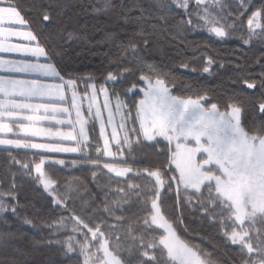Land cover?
Segmentation results:
<instances>
[{"label": "snow or ice", "instance_id": "obj_1", "mask_svg": "<svg viewBox=\"0 0 264 264\" xmlns=\"http://www.w3.org/2000/svg\"><path fill=\"white\" fill-rule=\"evenodd\" d=\"M193 3L194 9L190 11V4ZM247 4L248 0H239L243 11L239 12L236 20L247 11ZM173 5L183 9L189 17L181 21L182 24L205 28L220 39L228 37L222 21L232 14H225L223 0H155L156 8L164 13L156 18L166 20ZM113 7L112 0H102L101 7L93 10L108 12ZM140 11L141 15L134 19L124 17L125 23H137L140 27L127 44L116 43L121 53L132 52L135 56L139 50L136 37L143 41L145 47L149 44L152 32H146L143 25L150 16L145 15L143 9ZM50 19L45 11L43 20ZM28 24L18 4L9 3L0 7V53H16L21 57L10 59L0 56V73H7L0 75V133H12L15 137L0 138V145L37 149L43 153H77L81 158L73 159V166L89 165L94 169L102 166L117 177H127L132 173L135 177L146 174L151 178L146 189H141L137 183L126 182L127 191L117 188L116 191L122 195L112 202L111 207L105 202L103 209L119 221L123 217L115 215V209L122 210L123 205L130 204L133 198L143 204L147 210V215L143 217L144 231L150 236L147 241L143 235L134 234L130 223L128 236L133 243L122 246L117 236L116 244L110 247V236H106L101 224L90 226L85 219L72 214L70 219L74 224L71 232L80 234L83 239L68 236L63 241H55L57 244L63 243L65 254L78 253L82 257L81 264H215L210 254L199 245L180 236L174 222L163 213L161 190L167 189L168 192L177 193V200L183 191L189 204L195 198L210 219L219 221L227 240L239 245L244 256L241 264H264V237L256 227L258 223L264 224V124L249 131L241 123L242 110L236 104L230 102L227 106L230 110H221L217 103L209 102L206 93H173L166 79L168 73H161L146 63L143 67L147 71H142L138 78L143 86L133 81L125 89L127 93L139 97L130 108L114 87L110 95L107 85L122 80L131 69L125 67L116 72L109 71L99 85L91 74H62L46 48L38 42L37 35L30 29L22 30ZM247 24L248 36L241 37L244 44H248L254 36L264 39V14L261 10L253 11ZM234 25L235 20L227 28H234ZM150 27L155 29L157 25ZM256 29L260 31L257 33ZM13 37L26 43H13ZM107 39L111 40L112 37ZM41 57L44 62H41ZM119 59L117 57L114 62ZM212 63L209 57L203 72H209ZM182 67L188 68V64ZM244 83L249 89L256 87L255 81L245 80ZM260 86L264 89V81ZM136 89L139 91L135 92ZM100 94L103 95L102 105L98 99ZM259 110L264 113V102L260 103ZM95 122H99L103 147L98 144L94 146L97 154L94 159L88 154L93 147L88 125L91 123L94 127ZM108 126L111 127L110 139L106 135ZM32 137L45 138L46 142H34L30 139ZM144 141L153 142L154 146L166 142L167 156L163 165L134 169L127 160H123L125 148L131 155L134 145ZM101 155L112 158V162L102 161L99 158ZM117 158L122 162L118 163ZM12 159L23 169L29 170L28 163H21L15 157ZM48 159L41 155L39 162L35 163L36 179L52 196L55 205L66 208L70 195H61L54 187L57 182L44 171L43 165ZM54 163L64 165L65 161L58 159ZM92 174L95 176L97 173L93 171ZM9 198L15 201L14 190L0 188V218L7 212L19 218L18 208L21 206L18 203L9 204ZM149 204L150 209L147 208ZM64 221L65 218L60 217L51 224L42 222L55 234L67 228ZM23 222L36 226L26 216ZM84 229L87 231L84 232ZM253 231L257 233L255 243L251 236ZM12 235L0 233V239ZM46 242L51 244L53 241ZM124 253H127V259ZM137 254L138 258L133 260Z\"/></svg>", "mask_w": 264, "mask_h": 264}, {"label": "trees", "instance_id": "obj_2", "mask_svg": "<svg viewBox=\"0 0 264 264\" xmlns=\"http://www.w3.org/2000/svg\"><path fill=\"white\" fill-rule=\"evenodd\" d=\"M1 1L7 5H19L21 14L29 21L27 28L37 35L38 42L46 48L62 74H91L99 85L104 82L109 71L116 72L125 67L131 69L122 80L114 85H107L111 91L114 87L130 108L139 97L134 93H127L125 89L133 81L143 86L138 78L142 71H147L143 67L146 63L153 65L161 73H168L166 79L173 93H206L209 102L217 103L221 110H229L228 104L234 103L241 107V121L249 131L264 124V113L259 110L260 103L264 102V89L260 86L261 81H264V39L254 36L248 44H244L241 39L242 36H248L247 21L251 13L261 10L264 14V0H248L247 11L239 20H236V16L243 11L239 0H225L224 12L232 15L223 23L229 33L224 39L215 37L205 28L182 24L181 21H186L189 17L175 5L167 14L166 20L157 19L158 15L164 13L156 8L155 0H112L114 7L108 12L93 10L101 7L102 0ZM141 9L145 15L150 16L143 25L146 32H152L149 44L145 47L143 41L136 37L139 50L135 56L132 52L121 53L116 43L127 44L140 27L137 23H125L124 17L134 19L141 15ZM193 9L194 3L189 7L190 11ZM45 11L51 17L49 21L43 20ZM234 20V28H227ZM152 24L157 27L152 29ZM109 36L112 37L111 40L107 39ZM117 57H120L119 61L114 62ZM209 57L213 63L206 73L202 69ZM183 64H188V68L182 67ZM245 80L255 81L256 87L249 89ZM96 125L95 123L90 130L93 147L88 152L94 159L97 158L95 140L99 139ZM165 145L166 142L154 146L153 142L144 141L134 145L131 155L125 148L123 160H127L134 169L161 166L167 156ZM41 155L65 160L64 166L48 164L50 166L47 169L51 178L57 182L54 186L57 191L61 195H70L66 208L55 205L52 196L36 179L33 165ZM12 157L21 163H28L29 170L16 164ZM80 158L79 154L0 147V188L5 191L14 190L16 199L13 201L9 198L8 203H18L21 206L18 208L19 218L11 212L4 213L0 218V233L13 234L0 239V264H81L82 259L78 254L66 255L62 243H55L60 240L61 234H53L52 229L42 222L51 224L60 217L67 218L72 214L85 219L90 226H94V223L101 224L106 236H110L111 247L116 244L117 236L122 246L133 243L128 236L130 223L135 230L134 234L143 235L145 241L150 238L143 225L147 210L134 198L130 204H124L122 210L115 209V215L122 216V220L109 216L103 209L105 202L111 207L112 202L120 198L122 194L116 191L117 188H125L127 191L126 182L137 183L141 189H146L151 178L146 174L135 177L132 173L127 177H117L102 167L94 169L82 164L73 166L71 161ZM99 158L112 162V158L102 155ZM117 162L122 161L117 158ZM93 171L97 173L95 176ZM173 188L175 189L174 184ZM160 203L163 213L174 222L178 234L209 253L215 264H241L244 256L239 245H233L227 240L219 221L210 219L195 198L189 204L183 191L179 193L177 200L175 191L168 192L164 189L161 190ZM147 208L150 209V204ZM25 216L36 226L25 224ZM5 220L7 223H4ZM110 225L115 227L110 228ZM48 240L53 242L49 244L46 242ZM123 255L128 258L127 253ZM136 258L138 254L133 260Z\"/></svg>", "mask_w": 264, "mask_h": 264}, {"label": "rangeland", "instance_id": "obj_3", "mask_svg": "<svg viewBox=\"0 0 264 264\" xmlns=\"http://www.w3.org/2000/svg\"><path fill=\"white\" fill-rule=\"evenodd\" d=\"M223 2H224V4H225V0H223ZM2 6H8L7 4H5L3 1H1L0 0V7H2ZM210 10H212V11H215V9H210ZM222 23H224V21H222ZM27 26H24V28L22 29V30H29V28H26ZM260 30L259 29H256V32L258 33ZM247 34H248V31H247ZM12 41H23L22 39H20V38H16V37H13L12 38ZM13 43H18V42H13ZM2 54H14V53H2ZM5 58H8V57H5ZM41 59V62H44V61H42V59H44L43 57H41L40 58ZM5 74H7V73H0V75H5ZM110 91V95H111V90H109ZM98 99H99V102L101 103V105H102V102H103V95L102 94H100L99 95V97H98ZM122 99V98H121ZM123 100V99H122ZM124 101V100H123ZM112 104H113V106H114V104H115V100L113 99V101H112ZM85 107H86V104H85ZM230 110V109H229ZM104 115H105V118H106V116H107V113H106V111L104 112ZM241 115H242V111H241ZM117 119V121H118V119H119V117H117L116 118ZM97 125V130H96V132H97V134H98V138L99 139H97V140H95V143L96 144H98L101 148L103 147V138H101L100 137V135H99V122H95ZM241 123H242V121H241ZM243 125V124H242ZM92 126H93V124H89L88 125V130H89V139H90V141H91V134H90V130H92ZM130 126V125H129ZM244 126V125H243ZM131 127V126H130ZM245 127V126H244ZM246 128V127H245ZM106 135H108L109 136V139L111 138V127L110 126H108V127H106ZM0 138H7V139H12V138H15L14 136H13V134L12 133H0ZM30 139H32L34 142H46V140H45V138H40V137H32V138H30ZM92 142V141H91ZM115 146V144L113 143L112 144V147H114ZM0 147H6V148H12V147H10V146H6V145H0ZM28 150H36V151H41V150H37V149H28ZM113 151H115V150H113ZM69 154H75V155H77V153H69ZM106 158H109V157H106ZM40 160V159H39ZM39 160L38 161H36L35 163H38L39 162ZM55 160H58V158H52V157H50V159H48L46 162H45V164L43 165V169H44V171L46 172V173H48V175L50 176V171H48V169H47V167L48 166H50V165H48V164H53V165H57V166H59L60 164H56V163H54V161ZM65 161V160H64ZM35 163H34V165H33V172L35 173V175L36 176H38V173H36V171H35ZM65 165V164H64ZM63 165V166H64ZM60 166H62V165H60ZM102 167V166H101ZM174 167V166H173ZM106 172H108L107 171V169H104ZM110 174H113V175H115V173H110ZM116 176V175H115ZM40 184V183H39ZM41 186L43 187V185L41 184ZM44 188V187H43ZM65 224L67 225V228L66 229H61L60 231H58V233H60L61 234V238H60V241H63L64 239H66L68 236H76V238H77V240H82L83 239V237L80 235V234H78V233H73V232H71V228H72V226H73V224H74V221L73 220H71L70 219V217H67V218H65ZM256 227L257 228H259L260 229V232H261V235H262V237H264V224H261V223H258L257 225H256ZM84 232H86L87 230L86 229H84L83 230ZM90 235V234H89ZM251 236H252V241H253V243H255L256 242V236H257V233L255 232V231H253L252 233H251ZM93 243H95V242H93ZM62 245H63V243H62ZM63 247L65 248V246L63 245ZM110 247H111V243H110ZM94 250V249H93ZM70 254H78V253H70ZM81 259H82V257H81Z\"/></svg>", "mask_w": 264, "mask_h": 264}, {"label": "crops", "instance_id": "obj_4", "mask_svg": "<svg viewBox=\"0 0 264 264\" xmlns=\"http://www.w3.org/2000/svg\"><path fill=\"white\" fill-rule=\"evenodd\" d=\"M26 28H27V27H26ZM26 30H27V29H26ZM12 42L26 43V41H12ZM33 43H35V42H33ZM0 56L8 57V58H10V59H19V58H21V57L19 56V54H16V53H14V54H2V53H0ZM42 61H44V59H42Z\"/></svg>", "mask_w": 264, "mask_h": 264}]
</instances>
